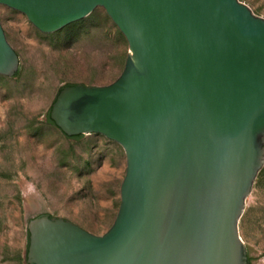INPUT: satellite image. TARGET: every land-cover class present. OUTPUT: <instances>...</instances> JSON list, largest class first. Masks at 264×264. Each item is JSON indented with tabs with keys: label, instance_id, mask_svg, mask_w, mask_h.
Returning <instances> with one entry per match:
<instances>
[{
	"label": "water",
	"instance_id": "1",
	"mask_svg": "<svg viewBox=\"0 0 264 264\" xmlns=\"http://www.w3.org/2000/svg\"><path fill=\"white\" fill-rule=\"evenodd\" d=\"M53 33L102 7L128 41L107 85L61 88L50 119L126 154L102 235L28 221L27 264H253L239 223L264 165V17L240 0H0ZM21 66L0 21V75Z\"/></svg>",
	"mask_w": 264,
	"mask_h": 264
},
{
	"label": "rangeland",
	"instance_id": "2",
	"mask_svg": "<svg viewBox=\"0 0 264 264\" xmlns=\"http://www.w3.org/2000/svg\"><path fill=\"white\" fill-rule=\"evenodd\" d=\"M264 17V0H240ZM21 66L0 75V264H27L28 221L68 219L98 235L113 225L126 173L123 147L100 134L66 136L49 121L66 85H107L124 70L128 41L102 7L53 33L0 4ZM253 264H264V165L239 223Z\"/></svg>",
	"mask_w": 264,
	"mask_h": 264
},
{
	"label": "trees",
	"instance_id": "3",
	"mask_svg": "<svg viewBox=\"0 0 264 264\" xmlns=\"http://www.w3.org/2000/svg\"><path fill=\"white\" fill-rule=\"evenodd\" d=\"M48 117H49V121L51 122V123H53L54 124V122L50 119V112H49V115H48ZM81 135H79V136H75V137H80ZM71 138H74V137H71ZM250 260H251V258H250Z\"/></svg>",
	"mask_w": 264,
	"mask_h": 264
}]
</instances>
